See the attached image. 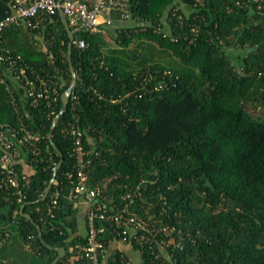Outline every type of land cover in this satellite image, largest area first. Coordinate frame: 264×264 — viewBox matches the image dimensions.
<instances>
[{"label": "trees", "instance_id": "obj_1", "mask_svg": "<svg viewBox=\"0 0 264 264\" xmlns=\"http://www.w3.org/2000/svg\"><path fill=\"white\" fill-rule=\"evenodd\" d=\"M128 1L130 18L120 21L113 13L114 22L104 26L118 25L116 47L105 51L103 33L89 32L79 34L84 49L73 44L77 84L52 142L61 96L73 79L59 11L33 29L10 25L0 35V50L20 54L59 92L57 104L41 103L27 120L44 138L38 155L28 159L32 181L22 200L0 194V207L11 206L0 215L2 224L15 223L43 264L58 256L56 247L66 249L56 264L72 257V264L82 262L77 244L87 239L73 237L77 209L67 177L75 165L67 132L75 114L84 129L89 181L103 188L99 199L126 206L168 242L163 252L133 241L140 261L116 250L111 264H264V0ZM11 13L10 0H0V20ZM0 123H18L1 82ZM60 152L62 165L41 201ZM55 187L62 195L51 217L41 207ZM106 225L101 241L107 248L118 237ZM164 226L172 228L170 235L160 231ZM0 232L10 233L1 226ZM9 239L0 247V264H12L3 253Z\"/></svg>", "mask_w": 264, "mask_h": 264}, {"label": "built area", "instance_id": "obj_2", "mask_svg": "<svg viewBox=\"0 0 264 264\" xmlns=\"http://www.w3.org/2000/svg\"><path fill=\"white\" fill-rule=\"evenodd\" d=\"M10 5L12 13L0 20V35L10 25L26 30L33 29L44 15H52L62 9L74 34L73 44L80 49L87 45L85 39L79 37L81 32L104 33V26L114 22L113 13L118 15L120 21L131 16L128 0H10ZM104 12L108 17H103ZM192 31L197 34L199 28L193 26ZM259 75H262V72H259ZM0 82L6 85L10 93V102L18 117V123L15 125L0 123V194L15 196L21 201L30 188L32 179L30 173L20 169L18 164L30 165L28 160L30 155L33 157L38 155V142L44 138L40 131L28 124L27 120L33 117V109L41 103L46 107L57 104L59 92L56 85L50 86L47 79L37 74L29 64H25L20 54L3 48L0 50ZM74 116L76 122L67 127L73 143L72 155L75 157L74 172L67 173L73 184L70 199L75 203L79 201L88 203L87 240L84 245L77 244L79 249L77 258L82 260L80 264L102 263L107 248L101 238L107 231V223L112 225V231L116 233L120 242L132 244L133 241L139 243L146 241L156 245L163 252L167 251L168 242L156 236L159 230L149 228L137 214H131L126 206L115 208L99 199L103 194V188L92 186L89 181L90 160L86 158L84 129L79 126L78 117L75 114ZM61 191L62 188L55 187L50 199L41 207L51 217L55 215V210L60 205ZM97 221L101 224L98 225ZM160 231L170 235L172 228L164 226ZM9 237V232L5 234L0 232V247ZM29 238L32 239L33 236L30 235ZM74 258H70L65 264H72ZM2 262L9 264L5 259Z\"/></svg>", "mask_w": 264, "mask_h": 264}, {"label": "rangeland", "instance_id": "obj_3", "mask_svg": "<svg viewBox=\"0 0 264 264\" xmlns=\"http://www.w3.org/2000/svg\"><path fill=\"white\" fill-rule=\"evenodd\" d=\"M103 17H108V14L105 12L103 13ZM124 22V21H123ZM122 22V23H123ZM128 22H131L128 21ZM127 22V23H128ZM134 21H132L133 23ZM125 23V24H127ZM118 25L114 24L109 27V29H106L103 33V38L106 42L105 51L110 47H116L117 42L114 39V35L116 34V27ZM136 41H134L130 48L133 49L136 47ZM11 211V206L9 204H4L0 207V215L6 214L8 215ZM17 212V211H16ZM15 212V213H16ZM3 220H0V226L3 228H7L10 233V239L5 246V255L7 256L8 260L12 261L15 264H43L44 259L38 256L29 246L28 243L24 242L21 238L20 233L18 232L17 225L15 223H12L11 221H8L7 224L3 223ZM5 224V225H4Z\"/></svg>", "mask_w": 264, "mask_h": 264}, {"label": "water", "instance_id": "obj_4", "mask_svg": "<svg viewBox=\"0 0 264 264\" xmlns=\"http://www.w3.org/2000/svg\"><path fill=\"white\" fill-rule=\"evenodd\" d=\"M59 14L61 16L62 22H63V24L65 26V29H66V31L68 33V36H69V39H70L69 40V44H68V58H69V61H70V70L72 72L73 79H72L71 85L62 93L61 98H62L63 107H62V110L60 111V113L54 118V122L52 124L51 131L49 133V139L51 140V142H52V134H53V131L55 129V126L58 123V121L60 119V116L65 113V111H66V109L68 107V103H69V100H70V96H71L72 90H73V88L77 84V72H76V69H75V67H74V65L72 63V49H73L74 34H73V32H72L69 24H68V21H67L65 15H64L62 9L59 10ZM59 154L61 156V160L59 161V163L57 164V166L54 168L53 177L50 180V182H49V184H48V186H47V188L45 190V193L41 197V199H40L41 201L45 200L46 197H47V195L49 194V192H50V190H51V188H52V186H53V184L55 182V179H56L57 169H59L61 167V165H62L63 154L61 152ZM23 209H24V205L21 207V212H23ZM25 215H26V217L29 220H31L33 223H35V225H36V227L38 229L39 236H40L42 242L44 244H46V241H45V239H43V236H42V230H41L40 225H38L36 223V221L34 220V218L29 213H27ZM55 249L59 252L58 253V256L53 261H51L49 264H56L60 258H62V257L65 256L66 249L64 247H56Z\"/></svg>", "mask_w": 264, "mask_h": 264}, {"label": "crops", "instance_id": "obj_5", "mask_svg": "<svg viewBox=\"0 0 264 264\" xmlns=\"http://www.w3.org/2000/svg\"><path fill=\"white\" fill-rule=\"evenodd\" d=\"M23 167H24V170H26L29 173L33 171L31 166L28 165L27 163H24ZM75 208L77 209V226H78V230H77V232L75 234H73V237L77 236L79 234L85 236L86 233H87L88 203H86L85 201L76 202L75 203ZM116 250H119L122 253H124L133 263H138L140 261V251L137 250L136 248H134V246L131 243H123V242H120L117 239H114V240H112L110 242L109 246L107 247V251H106L105 257L103 258L102 264H111L110 260H111L112 254ZM4 251L5 250H3L4 256H5L6 259H8L7 256L5 255ZM9 262H11L12 264H15V263H13L10 260H9Z\"/></svg>", "mask_w": 264, "mask_h": 264}]
</instances>
